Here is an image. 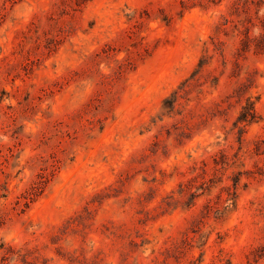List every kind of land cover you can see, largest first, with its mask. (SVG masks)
<instances>
[{"label": "rangeland", "instance_id": "374dc122", "mask_svg": "<svg viewBox=\"0 0 264 264\" xmlns=\"http://www.w3.org/2000/svg\"><path fill=\"white\" fill-rule=\"evenodd\" d=\"M0 264H264V0H0Z\"/></svg>", "mask_w": 264, "mask_h": 264}, {"label": "trees", "instance_id": "16d2710c", "mask_svg": "<svg viewBox=\"0 0 264 264\" xmlns=\"http://www.w3.org/2000/svg\"><path fill=\"white\" fill-rule=\"evenodd\" d=\"M244 117L246 118V115H244Z\"/></svg>", "mask_w": 264, "mask_h": 264}]
</instances>
